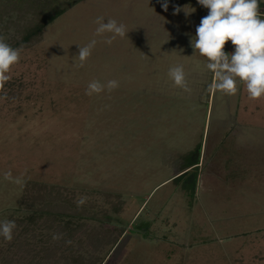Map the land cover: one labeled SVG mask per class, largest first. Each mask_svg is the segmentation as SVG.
I'll list each match as a JSON object with an SVG mask.
<instances>
[{
    "label": "rangeland",
    "instance_id": "1",
    "mask_svg": "<svg viewBox=\"0 0 264 264\" xmlns=\"http://www.w3.org/2000/svg\"><path fill=\"white\" fill-rule=\"evenodd\" d=\"M207 14L197 0H83L21 50L0 84V221L32 182L120 194L124 232L103 264H264V97L238 79L235 95L210 87L190 44ZM98 17L127 35L106 43ZM178 65L187 91L168 75ZM93 81L105 87L87 95Z\"/></svg>",
    "mask_w": 264,
    "mask_h": 264
},
{
    "label": "trees",
    "instance_id": "2",
    "mask_svg": "<svg viewBox=\"0 0 264 264\" xmlns=\"http://www.w3.org/2000/svg\"><path fill=\"white\" fill-rule=\"evenodd\" d=\"M82 1L0 0V37L13 31L4 40L31 49L43 41L46 28ZM198 161H190L182 173ZM100 194L103 204L85 199L78 204L71 189L28 183L19 207L4 219L14 220L16 228L10 242L0 238V264H103L124 232L114 224L124 201L120 194Z\"/></svg>",
    "mask_w": 264,
    "mask_h": 264
},
{
    "label": "clouds",
    "instance_id": "3",
    "mask_svg": "<svg viewBox=\"0 0 264 264\" xmlns=\"http://www.w3.org/2000/svg\"><path fill=\"white\" fill-rule=\"evenodd\" d=\"M262 0H197V3L208 9V14L201 18L196 26L195 35L191 37L190 44L199 55L207 59L206 68L215 76V83L210 85L217 92L226 95L237 93V79L246 88L249 99L257 100L264 97V13L259 11ZM167 10V3L162 5ZM186 15L192 11H185ZM176 12L181 11L177 8ZM98 27L96 35L111 33L105 40L111 44L117 36L127 35L126 27L114 19L104 21L97 18ZM231 41L234 50L225 52L226 42ZM96 40L80 47L76 54L83 63L91 54ZM19 48L12 47L0 37V84L10 79L9 72L20 59ZM168 75L173 83L187 89L183 66L171 67ZM104 85L97 81L89 83L86 94L92 95L103 91ZM118 87V82H107L109 90ZM10 178V173H5ZM78 204H83L81 198ZM16 228L14 220L0 221V238L5 241L13 239ZM56 237H54L55 239Z\"/></svg>",
    "mask_w": 264,
    "mask_h": 264
},
{
    "label": "crops",
    "instance_id": "4",
    "mask_svg": "<svg viewBox=\"0 0 264 264\" xmlns=\"http://www.w3.org/2000/svg\"><path fill=\"white\" fill-rule=\"evenodd\" d=\"M262 229L264 230V227H262Z\"/></svg>",
    "mask_w": 264,
    "mask_h": 264
}]
</instances>
